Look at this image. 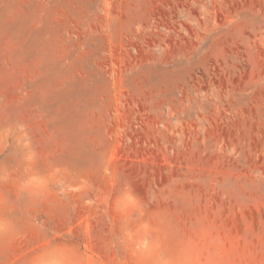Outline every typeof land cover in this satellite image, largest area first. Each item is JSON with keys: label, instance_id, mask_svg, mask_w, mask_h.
Masks as SVG:
<instances>
[{"label": "rangeland", "instance_id": "obj_1", "mask_svg": "<svg viewBox=\"0 0 264 264\" xmlns=\"http://www.w3.org/2000/svg\"><path fill=\"white\" fill-rule=\"evenodd\" d=\"M0 264H264V0H0Z\"/></svg>", "mask_w": 264, "mask_h": 264}]
</instances>
